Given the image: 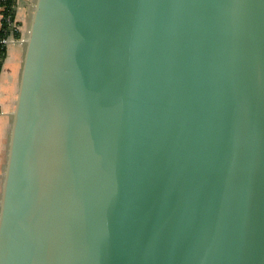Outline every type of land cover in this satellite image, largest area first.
Segmentation results:
<instances>
[{"label": "water", "instance_id": "1", "mask_svg": "<svg viewBox=\"0 0 264 264\" xmlns=\"http://www.w3.org/2000/svg\"><path fill=\"white\" fill-rule=\"evenodd\" d=\"M0 264H264V0H34Z\"/></svg>", "mask_w": 264, "mask_h": 264}, {"label": "crops", "instance_id": "2", "mask_svg": "<svg viewBox=\"0 0 264 264\" xmlns=\"http://www.w3.org/2000/svg\"><path fill=\"white\" fill-rule=\"evenodd\" d=\"M34 0H16L15 22L20 38L6 45V53L0 68V184L4 167L8 133L24 52L23 40L29 24ZM1 18V14H0Z\"/></svg>", "mask_w": 264, "mask_h": 264}, {"label": "trees", "instance_id": "3", "mask_svg": "<svg viewBox=\"0 0 264 264\" xmlns=\"http://www.w3.org/2000/svg\"><path fill=\"white\" fill-rule=\"evenodd\" d=\"M15 6L16 0H0V68L6 53V45L1 40L9 35H12L16 39L20 38L18 23L14 20Z\"/></svg>", "mask_w": 264, "mask_h": 264}, {"label": "built area", "instance_id": "4", "mask_svg": "<svg viewBox=\"0 0 264 264\" xmlns=\"http://www.w3.org/2000/svg\"><path fill=\"white\" fill-rule=\"evenodd\" d=\"M13 26H14V23H13ZM10 41H11V39H10L9 36L1 40V42H2L3 44H5V45H7Z\"/></svg>", "mask_w": 264, "mask_h": 264}, {"label": "rangeland", "instance_id": "5", "mask_svg": "<svg viewBox=\"0 0 264 264\" xmlns=\"http://www.w3.org/2000/svg\"><path fill=\"white\" fill-rule=\"evenodd\" d=\"M33 3H34V2H33ZM9 37H10V39H11L10 42L15 41V40H18V39H16V38H14L12 35H9ZM10 42H9V43H10ZM9 43H8V44H9Z\"/></svg>", "mask_w": 264, "mask_h": 264}]
</instances>
